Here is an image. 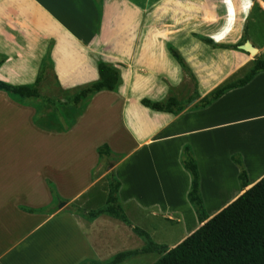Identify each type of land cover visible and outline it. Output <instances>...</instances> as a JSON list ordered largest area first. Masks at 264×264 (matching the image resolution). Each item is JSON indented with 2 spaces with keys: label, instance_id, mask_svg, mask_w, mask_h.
Returning a JSON list of instances; mask_svg holds the SVG:
<instances>
[{
  "label": "crops",
  "instance_id": "obj_1",
  "mask_svg": "<svg viewBox=\"0 0 264 264\" xmlns=\"http://www.w3.org/2000/svg\"><path fill=\"white\" fill-rule=\"evenodd\" d=\"M204 37L236 47H215ZM246 41L256 47L254 56L242 47ZM171 46L197 83V97L179 113L141 102L191 88ZM0 55V80L10 85L34 86L45 65L52 91L96 83L100 62L120 74L114 90L78 106L0 89V264H106L146 244L132 220L87 215L107 198L110 169L93 174L104 143L124 154L113 167L124 211L177 226L191 222L170 242L154 240L168 248L202 224L188 196L186 145L209 218L264 176V70L208 106H194L243 77L256 56L264 58V0H0ZM238 155L248 173L245 188L233 160ZM215 201L223 203L210 208Z\"/></svg>",
  "mask_w": 264,
  "mask_h": 264
},
{
  "label": "trees",
  "instance_id": "obj_2",
  "mask_svg": "<svg viewBox=\"0 0 264 264\" xmlns=\"http://www.w3.org/2000/svg\"><path fill=\"white\" fill-rule=\"evenodd\" d=\"M100 1L98 0V3ZM203 39L215 47H236L218 44L208 37ZM170 51L186 74L193 80L196 87V78L184 58L174 46L170 47ZM4 60L5 56L0 55V65ZM263 70L264 58L256 56L253 67L243 77L223 84L203 97L194 106L198 108L208 106L227 91L244 86L258 72ZM99 73V81L77 90L72 96L64 99V102L78 106L81 101L90 98L100 90H114L120 79L119 71L106 62H100ZM50 77L48 65H45L34 86L10 85L0 80V89L16 93L25 99H40L50 105L62 103L63 100H60L56 95L44 94L40 90L43 80H49ZM197 95L198 92L195 89L193 97L188 102L183 101L173 93L163 100L143 98L141 102L153 110L179 113L186 109L187 104L192 102ZM97 150L101 161L106 159L108 168L112 167L107 174L109 184L104 206L89 211L87 215L89 218H95L100 214L106 213L132 225L120 199L119 189L121 181L113 172L114 165L124 157V154L114 152L108 143L100 145ZM233 160L240 166V185L245 188L249 185L248 173L239 155L233 156ZM182 162L192 177L188 195L189 200L202 224L173 248L156 243L146 230L133 226V231L141 236L146 244L139 249L119 252L106 264H119L140 253L153 251L163 254L153 264H264V176L209 218L200 191L201 175L199 167L189 145H186L183 149ZM97 173L98 168L94 169V176H97ZM56 198L57 201L61 199L58 194H56Z\"/></svg>",
  "mask_w": 264,
  "mask_h": 264
},
{
  "label": "rangeland",
  "instance_id": "obj_3",
  "mask_svg": "<svg viewBox=\"0 0 264 264\" xmlns=\"http://www.w3.org/2000/svg\"><path fill=\"white\" fill-rule=\"evenodd\" d=\"M256 12V11H254ZM251 55H255L254 53H252ZM190 81V80H189ZM232 81V80H231ZM49 80L48 79H44L43 80V87L40 88V90L42 91V93L44 94H54L56 95L60 100L66 99L67 97L72 96L76 91L72 90H58V91H52L50 88H48L49 84H48ZM193 81L191 80V83ZM194 83H192L191 88H187V89H181V90H175L173 91V93L175 95H180L181 99L185 102H188L189 100H191V98L194 95ZM107 100H112V98H105ZM191 103V102H190ZM197 104V103H196ZM108 114V110H105ZM101 135H107L106 131L102 132ZM237 164V163H236ZM238 165V164H237ZM239 166V165H238ZM240 167V166H239ZM110 168H108V161L106 159H103L101 161L100 166L98 167V173L97 176H100L101 174H103L104 172H106V170H109ZM240 181V180H239ZM108 176H107V180L105 182V188L108 189ZM106 197V196H105ZM105 200L106 198L103 197V199L99 200L98 202V207H101V205L105 204ZM222 201H215L213 203H209V207L213 208L215 206H217L218 204H222ZM97 208V207H95ZM125 213H127V216L130 218V220H132L138 227H141L143 229H145L152 237L153 241L154 240H158L161 238H164L163 236L168 237V241H172L178 237L181 236V234H185L187 232L188 229L191 228L192 224L191 222H189V225H182L179 224L177 226V224L175 222H172L171 220L162 218V217H144L139 215V213H130L128 209L125 210ZM150 255H139V256H135L132 257L130 260L126 261L125 264H147L152 258H154L155 256H157L159 253L157 251H153V252H148ZM147 253V254H148ZM143 256H145L144 258H142ZM123 263V262H122Z\"/></svg>",
  "mask_w": 264,
  "mask_h": 264
},
{
  "label": "water",
  "instance_id": "obj_4",
  "mask_svg": "<svg viewBox=\"0 0 264 264\" xmlns=\"http://www.w3.org/2000/svg\"><path fill=\"white\" fill-rule=\"evenodd\" d=\"M242 47L244 49L248 50L250 53H254V54L257 53L256 47H254L250 41H246L244 44H242ZM110 167H112V166H110ZM63 205H64V203H61L60 206H63Z\"/></svg>",
  "mask_w": 264,
  "mask_h": 264
}]
</instances>
